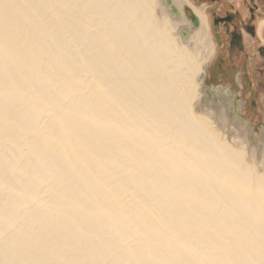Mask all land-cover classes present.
<instances>
[{"label":"bare ground","instance_id":"obj_1","mask_svg":"<svg viewBox=\"0 0 264 264\" xmlns=\"http://www.w3.org/2000/svg\"><path fill=\"white\" fill-rule=\"evenodd\" d=\"M218 52L190 0H0V264H264V125Z\"/></svg>","mask_w":264,"mask_h":264},{"label":"rangeland","instance_id":"obj_2","mask_svg":"<svg viewBox=\"0 0 264 264\" xmlns=\"http://www.w3.org/2000/svg\"><path fill=\"white\" fill-rule=\"evenodd\" d=\"M192 4L197 6H205L206 12L209 17L210 26L213 29V32L216 36V41L218 43V55L209 69L207 76V86H212L211 88L223 90H232L235 95L239 96L242 93V102L245 103V109L243 117L245 121L254 128V134L259 135L260 130L264 125V57L257 58L260 47L263 46L255 34L253 36L254 45L246 42V45L242 44V50L231 48V44L228 41L230 36L229 34L221 29L222 27L213 24V20L218 17H224L227 13H233L235 16L234 24L241 28L244 24H251L253 27H259V24L264 20V11H260L261 15L259 17H254L251 21L249 18L247 22L244 21L243 11H249L250 3L249 0H220L216 4H211L210 7H213V11L208 9V4L203 3L202 1L190 0ZM246 2L247 9L244 7L243 2ZM263 6H264V0ZM203 3V4H201ZM51 11L48 10L46 12ZM39 13V12H36ZM34 13L29 20L31 23L37 17H40V14ZM186 13L189 16V19L192 21L190 10L186 9ZM48 14V13H47ZM220 28V29H219ZM244 33V32H243ZM20 46H25L28 42L21 41L19 42ZM259 62V63H258ZM241 74L243 78V87L239 86V83L236 79L237 75ZM24 91V92H23ZM56 91V86H49L44 89L41 94H34V98L39 99L41 96L52 93ZM23 94H28L29 91L22 90ZM41 120L40 126H43V121L49 120L56 115L57 109L53 106H47L41 111ZM35 138L34 135H30L25 140H32ZM48 183L43 184L42 187H46ZM42 190V188H41ZM134 198H127L126 201H133ZM132 243L126 242L125 244H119L122 247H130Z\"/></svg>","mask_w":264,"mask_h":264},{"label":"flooded vegetation","instance_id":"obj_3","mask_svg":"<svg viewBox=\"0 0 264 264\" xmlns=\"http://www.w3.org/2000/svg\"><path fill=\"white\" fill-rule=\"evenodd\" d=\"M197 1H202L203 3L208 4V9H210V5L212 4H216L218 3L220 0H197ZM263 0H249L250 3V8L249 11H246V18L244 17V21L247 22L249 21L248 19L250 18L251 21L254 19V17H259L261 15L260 11H264V6H263ZM201 3V4H203ZM243 5L246 7L247 9V5L246 2H243ZM211 10L213 11V7L211 8ZM208 12V10H207ZM235 21V16L233 13H227L224 17H218L216 19L213 20V24L221 26L224 31H226L230 38H229V42L231 44V48L233 50L238 49V50H242V44L246 45V42L244 41V36H243V32H245L246 34H248L250 36V38L252 39V44L254 45L253 42V36L258 37L257 35V28L253 27L251 24H244L243 26H241V28H239L238 26H236L234 24ZM215 29V28H213ZM220 29V28H219ZM258 41L259 38H258ZM263 45V44H262ZM255 46V45H254ZM260 51L258 52V55H260V58L264 57V46H261Z\"/></svg>","mask_w":264,"mask_h":264},{"label":"water","instance_id":"obj_4","mask_svg":"<svg viewBox=\"0 0 264 264\" xmlns=\"http://www.w3.org/2000/svg\"><path fill=\"white\" fill-rule=\"evenodd\" d=\"M191 18H192L193 26H195V27L198 26V19L192 13H191ZM192 221H194V220H186L185 223L190 224V223H193Z\"/></svg>","mask_w":264,"mask_h":264}]
</instances>
